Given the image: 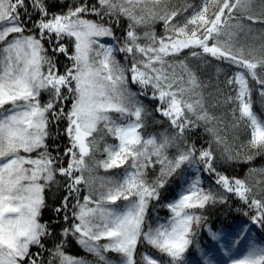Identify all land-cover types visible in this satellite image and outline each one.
<instances>
[{
    "label": "snow or ice",
    "instance_id": "obj_1",
    "mask_svg": "<svg viewBox=\"0 0 264 264\" xmlns=\"http://www.w3.org/2000/svg\"><path fill=\"white\" fill-rule=\"evenodd\" d=\"M212 2L203 0L202 6L181 22L177 17L188 8L158 11L162 0H96L91 4L81 0L62 13H50L45 0H0V264H45L44 240L52 233L40 217L46 207L45 189L56 182L57 174L65 178L67 195L54 212H65L63 219L67 222L69 198L75 196L76 201L71 206L74 222L63 229L61 236H75L104 264H109L103 255L107 251L122 254V264H163L151 253L137 261L138 243L166 255L168 264H183L192 243L193 225L199 227L204 219L189 210L225 202L223 195L201 187L197 177L167 205L172 213L169 220L145 231L150 201L159 199V190L185 164L202 166L219 188L253 210L252 224L264 229V199H257L245 180L229 177L217 168L212 143H224L225 138L214 124L218 118L206 107L203 89L207 85L185 60L168 59L190 49L193 58L207 62L211 57L234 66L227 83L238 87L224 103L234 105L230 110L233 126L243 125L248 130V147L264 152V120L253 111V88L249 85L250 77L264 97V57L249 59L243 47L235 46L233 31H243L245 19L264 23V13L249 14L246 5L250 0H216L219 6L209 14ZM29 9L38 14L36 19ZM87 15L99 20L83 18ZM121 17L128 21L122 41L112 28L113 23L119 25ZM105 18L107 21L102 22ZM158 20L163 21L164 35L148 30L141 36L136 31ZM106 36L117 40L119 46L106 47L97 39ZM65 38H74L72 54L61 43ZM141 39L147 43L141 44ZM45 41L54 55L48 54ZM114 52L125 53V59L131 57V67L121 65ZM57 54L72 61L64 73L57 68ZM128 72L132 83L145 89L143 94L151 88L152 99L159 101L156 112L168 119L175 130L173 135L162 134L159 140L156 136L144 137V108L138 101L130 103ZM42 91L49 92L46 103H41ZM68 100L71 107L65 111ZM110 113H118L119 119ZM61 119L67 121L64 134L69 143L62 153L68 160L66 167L60 155L49 152L47 143L50 125ZM199 127L212 135L207 147H197L189 140L188 134ZM107 137L118 143H106ZM172 147L177 154L170 159L168 149ZM97 153L106 154L105 158L96 159ZM222 158L235 160L230 154ZM124 164L128 169L122 180L92 176L95 169L107 171ZM157 164L159 176L149 183L145 169ZM96 180L102 191L93 188ZM81 186L90 189L83 202L79 197ZM119 200L128 203L123 209L112 207ZM247 231L242 229L231 245L222 244L225 255L232 256L231 248L240 245ZM210 237L222 243L217 232L210 230ZM101 239L108 243L100 245L97 242ZM51 257L47 264L57 259L59 264H87L65 254L63 240L51 251ZM230 264H264V246L249 245L246 253L232 258Z\"/></svg>",
    "mask_w": 264,
    "mask_h": 264
},
{
    "label": "trees",
    "instance_id": "obj_2",
    "mask_svg": "<svg viewBox=\"0 0 264 264\" xmlns=\"http://www.w3.org/2000/svg\"><path fill=\"white\" fill-rule=\"evenodd\" d=\"M81 0H45V3L49 7L50 13H62L67 11L68 6L80 3ZM85 2L91 4L95 3L96 0H85ZM203 0H162L159 10H174L188 8L182 16H178L177 20L183 22L184 17L190 16L194 10L199 9L202 6ZM219 4L216 0L209 5V14L216 11ZM248 13L252 15H260L264 13V0H250V3L246 5ZM29 13L32 14L33 19L37 18L36 13H32L29 9ZM90 20L98 21L99 17L94 15L86 16ZM107 18H105L106 22ZM245 28L243 31L239 29H233L236 32L234 37L235 46L237 48L243 47L245 55L251 59L253 57L260 58L264 57V23H252L249 20H243ZM175 23V21H174ZM232 23H235L233 21ZM128 21L121 17L120 23L117 26L115 23L112 24L115 36L121 41L126 34ZM32 25L29 23L28 27ZM154 31L157 36L164 35L165 29L163 21H156L155 23H150L147 26H140L136 31L143 36L145 31ZM224 39V37H222ZM115 45L118 47L117 40ZM141 44L147 43L146 40L141 39L139 41ZM69 51V54L74 52V39L65 38L61 41ZM46 48L49 49L48 54L54 55L51 51V46L44 42ZM190 49H185L178 57H169L170 60H185L189 66L196 72L197 76L200 78L201 82L207 87H204L203 93L206 99V107L213 113L218 120L214 121L216 128L219 130L218 134L225 138V142L221 144L212 143V147L216 152L217 156V168L219 171L223 172L229 177H235L241 180H245L246 183L252 188V194L255 195L257 199H264V152L257 149H252L248 147V130L240 125L239 127H234V120L231 114V108L234 106L231 103H224L227 96H234L236 93L233 91L237 85H229L227 83L228 79L232 77L235 71L234 66L229 65L226 62L212 59L207 57L206 61H201L199 59L193 58L189 55ZM250 54V55H249ZM57 68L60 73H64L68 67H71L72 61L68 59L64 54H57L56 57ZM120 60H122L126 67H131L130 60L131 57L125 59V53H121ZM176 70L181 71L179 65L177 64ZM260 72V69H257ZM249 85L253 88L252 92V108L256 115L264 120V97L259 94V85L255 81L251 80L249 77ZM131 88L134 90H140L142 95L145 89L141 85L136 83H130ZM66 92V89L64 90ZM147 94L141 101L143 108L146 111L145 128L148 132L153 133L157 139L161 138L162 134H167L169 136L173 135L175 130L171 127L167 118L161 116L156 112V108L159 101L152 99V90L148 88ZM50 98L48 91H42L40 100L41 103H46ZM215 105V106H213ZM71 107V100H68L64 104L65 111H68ZM117 116V114H115ZM114 116V118H116ZM211 126V125H209ZM67 127V121L61 119L58 122L50 125L49 131L50 136L48 138V150L53 156L60 155L64 166H67L68 160L63 157L62 153L64 149L68 146V137L64 134V129ZM145 132V130H143ZM189 135V140L191 143H195L197 147H207L209 142H212V135L204 131L203 127L194 129ZM106 143L115 144L116 140L112 137L106 138ZM103 146V145H101ZM227 149V152H225ZM177 154V149L175 147L168 149L169 158H173ZM230 154L235 157L234 161H226L223 156ZM106 154L97 153L96 159H104ZM251 156L250 161L246 160V157ZM185 164L180 169L173 174L168 182L165 184L164 188L160 189V197L158 200L153 199L148 205V211L146 217L149 220H154L161 217H169L171 215L170 210L167 205L174 200L185 181V175H189L191 167ZM200 174L202 181L209 185L214 192L225 197V202L217 201L216 203H209L205 205L202 210L204 219L202 220L199 227L196 226L193 235V242L190 248L185 252L183 264H186L193 258H198L202 264V251L213 252L219 250V245L221 243L214 242L210 237V230L217 232L221 238L224 236H230L238 233V231L247 228L251 234H253L254 240L259 246H264V229H261L258 225L252 224L250 216L254 214L253 210H250L243 202L234 194L226 193L223 189L219 188L218 185L214 183V178L209 176L208 173L202 170L200 166ZM188 168V170H187ZM255 169L256 171H250ZM122 168L111 169V171L116 172L119 175ZM103 168L95 169L92 172L93 177H104L108 174ZM146 174L152 182L159 176L160 165L157 164L155 167H149L145 170ZM100 181L96 180L93 188L99 189ZM66 181L64 177L56 176V182L52 184L50 189H45V203L46 207L42 210L40 217L41 223H47L49 225L51 236L46 237L44 240L45 249L43 250L42 259L47 264V261L51 259V251L54 250L56 244L63 240V251L65 254L80 258L83 260H95V263L101 264L96 261L94 255L91 252L86 251L83 246H81L75 236L69 235L67 238L61 236L64 228L69 227L73 223L71 206L75 204V196L69 198L70 210L67 212L69 220L66 222L63 217L65 212H61L57 215L54 212L56 207L61 206V201L64 196L67 195V189L65 187ZM90 189L81 186V191L79 197L81 202H83V197L89 195ZM248 212L249 215L244 213ZM223 240V239H222ZM145 249L151 253L153 256L159 258L163 261V264H168V257L156 251L155 249L149 248L145 243H140L139 249L136 253L135 259L137 261L141 258V253H144ZM33 251H36L33 248ZM53 264H59L58 259L53 262Z\"/></svg>",
    "mask_w": 264,
    "mask_h": 264
},
{
    "label": "rangeland",
    "instance_id": "obj_3",
    "mask_svg": "<svg viewBox=\"0 0 264 264\" xmlns=\"http://www.w3.org/2000/svg\"><path fill=\"white\" fill-rule=\"evenodd\" d=\"M83 18L88 19L86 16H84ZM97 39L99 40V42L101 44H104L106 47L107 46L117 47L115 45V41L111 37H107L106 36V37H100V38H97ZM113 55L121 63V65H123L124 67H126L125 64H124V62L122 60H120L121 52H114ZM126 75L128 77L127 89H128V92L132 94L131 97H130V103L131 102L138 101L141 104V101L144 99L145 95H142L140 93V90H134L133 87L131 88V86H130V83L132 82V80H131V73L128 72V73H126ZM115 114H117V116H115ZM110 115H112L113 117L115 116L116 119H119V114L118 113H110ZM143 119H144V124H145V119H146V111H145V109H144ZM143 130H145V132H143ZM141 132L143 133V135H144L145 138H148L149 136H153V133L148 132V130H146L145 127L141 129ZM158 140H159V138H158ZM116 143H118V141H116ZM31 155L33 157H35L36 156V153H32ZM153 159H155V157H153ZM129 163H131V161H129ZM119 168H122L123 169V170H121V172H120L119 175H116V172L111 171V169H109L108 174H106V176H104V177L112 178L115 181L122 180L123 177H124V175H125V170L128 169V164H124L123 166H121ZM119 168H112V169H119ZM188 168H187V170H188ZM200 168L201 167L199 165H193V166H191V170L189 172V175H185V177H184L185 178V181L182 184V187H181L179 193L184 188H186L192 181H194L197 177H199V179L201 181V187H203L206 191L209 190V189L213 190L211 187H209V185L205 184L202 181L201 174H200L201 173L200 172ZM191 172H192V174H191ZM147 179H148L149 183L152 182V180L150 179V177L147 176ZM101 191H102V189H101ZM177 198H178V195H177V197L174 200H176ZM133 199H135V198H133ZM174 200H172L171 202H173ZM127 203H128V201L119 200V201L116 202V205H113L112 207H117L119 209H123L127 205ZM198 209L199 208H197V209H191L189 211L195 213L196 215H200V216L203 217V214L201 212L202 210H198ZM171 215H172V213H171ZM171 215L169 217H161V218H156L154 220H149L147 217H145V223H144V226H143L144 227V230L147 231L149 227L155 228L159 224L166 223L169 220V218L171 217ZM195 228H196V225L194 224L193 225V230H195ZM237 235L224 236L223 237V240H222V244H224V245H231L232 240ZM191 240L193 242V235L191 236ZM243 241H244L243 242V245H237V246L231 248V253H232V256L231 257L225 255V247H223L221 245V248H222V253L221 254L218 253V252H214L210 256L209 255L206 256V259H208L207 260L208 261V264H230V261H231L232 258H240V257H242L246 253L249 245H251V244H256L257 245V243L255 242L254 238L253 237L250 238V236H248L247 238H245ZM97 243H99L100 245H104V244H107L108 241L106 239H101ZM145 245L147 247H149V248H152L150 245H147L146 243H145ZM190 245H189L188 249L190 248ZM139 246H140V243H138V245H137L136 253H137V251L139 249ZM152 249H154V248H152ZM145 251H147V250L145 249ZM144 254L145 253H141V257ZM103 255L106 257V259L109 262V264H122L123 257H122V254H120V253L113 252V251H107V252H104ZM94 257H95L96 261H99L101 264H104V262L103 261H100L97 256L94 255ZM135 257H136V255H135ZM85 261L87 262V264H97V262L95 263V260H91V261L85 260ZM204 261H205V259H204ZM189 264H200V263H199L198 260L195 259V260L191 261Z\"/></svg>",
    "mask_w": 264,
    "mask_h": 264
}]
</instances>
